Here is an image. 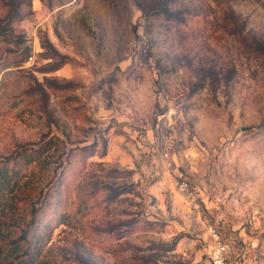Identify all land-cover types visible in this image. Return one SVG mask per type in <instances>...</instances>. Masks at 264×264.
<instances>
[{
	"label": "rangeland",
	"instance_id": "obj_1",
	"mask_svg": "<svg viewBox=\"0 0 264 264\" xmlns=\"http://www.w3.org/2000/svg\"><path fill=\"white\" fill-rule=\"evenodd\" d=\"M1 177L4 264H264V0H0Z\"/></svg>",
	"mask_w": 264,
	"mask_h": 264
},
{
	"label": "built area",
	"instance_id": "obj_2",
	"mask_svg": "<svg viewBox=\"0 0 264 264\" xmlns=\"http://www.w3.org/2000/svg\"><path fill=\"white\" fill-rule=\"evenodd\" d=\"M210 236L213 240V250L211 256L213 264H227L231 255L230 246L222 240L220 235L213 228H210Z\"/></svg>",
	"mask_w": 264,
	"mask_h": 264
},
{
	"label": "trees",
	"instance_id": "obj_3",
	"mask_svg": "<svg viewBox=\"0 0 264 264\" xmlns=\"http://www.w3.org/2000/svg\"><path fill=\"white\" fill-rule=\"evenodd\" d=\"M2 177L0 178V182L2 181ZM15 245V243H14V241H11V243H8V244H0V264H4L5 262H4V257H7L8 258V263H9V258H10V255L9 256H7L5 253H6V249L8 248V250L10 251L11 250V248L13 247ZM16 245H18L17 244V242H16ZM9 251H7L8 253H9ZM29 256V255H28ZM6 258V259H7ZM7 263V264H8ZM21 263H24V261L23 260H21L20 262H19V264H21Z\"/></svg>",
	"mask_w": 264,
	"mask_h": 264
}]
</instances>
